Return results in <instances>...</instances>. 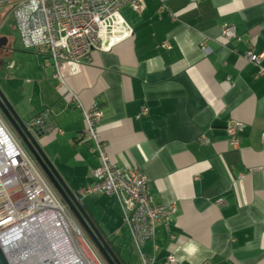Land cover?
<instances>
[{"label":"crops","instance_id":"obj_1","mask_svg":"<svg viewBox=\"0 0 264 264\" xmlns=\"http://www.w3.org/2000/svg\"><path fill=\"white\" fill-rule=\"evenodd\" d=\"M145 2L142 14L123 9L131 39L65 62L60 77L47 50L23 46L36 66L28 75L16 65L23 96L11 103L29 126L49 111L63 134L44 133L39 143L124 264H142L124 217L109 211L113 243L80 195L100 159L94 142L78 140L86 123L71 92L84 107L102 110L99 130L111 162L146 173L156 203L176 206L144 246L154 264H264V75L257 78L259 66L244 55H264V0H169L164 10L160 0ZM227 23L240 41L223 38ZM0 41L8 50L7 37ZM230 122L244 124L238 149L228 142Z\"/></svg>","mask_w":264,"mask_h":264},{"label":"built area","instance_id":"obj_2","mask_svg":"<svg viewBox=\"0 0 264 264\" xmlns=\"http://www.w3.org/2000/svg\"><path fill=\"white\" fill-rule=\"evenodd\" d=\"M160 1L161 10H164L165 3L169 0ZM5 5L11 7L9 14L15 20L24 48L47 50L57 69L58 77L65 62L80 63L89 60L93 51H111L120 42L131 39L134 30L123 16V9L129 8L137 14H142L146 9L145 0H0V8ZM222 36L226 41L241 40L236 27L228 23L222 26ZM170 46L169 42L163 44L164 48ZM201 49L206 54L209 53V47L205 44H201ZM244 55L249 62L259 66L256 77L264 75V55L256 54L253 49H249ZM71 95L72 103L83 109L86 123V129L79 134L78 140L81 143L94 142L100 159V166L93 173L94 181L87 186L86 193L107 194L119 201L142 264H154L155 256L146 253L144 246L155 239L158 224H169L177 211L176 206L165 207L156 203L149 195L150 178L146 173L137 168L121 169L111 162L99 130L102 110L97 103L86 108L78 94L71 92ZM146 114L148 109H145L142 115ZM0 125V129L4 128L7 132L4 140L0 137V187H4V195L0 198V246L8 264H26L25 257L28 255L27 251H30L28 247L37 236L34 235L29 240L32 231L27 228L25 233L17 231L14 238L10 237L11 233L7 230L17 223L16 212L17 217L26 212L25 209L19 211L23 198L36 197L35 184H31L25 166L36 169V177L46 183L61 204L59 213L62 218L57 222L54 220L57 224L54 228L66 232L68 242L72 244L83 263L107 264L82 227L74 221H68L67 205L61 197L60 200L56 196L48 177L1 113ZM30 125L43 134L55 130L63 134L60 128L52 124L49 111L32 118ZM243 129L244 124L240 122H230L227 126L230 136L228 142L235 149L241 146ZM15 161H18L20 166L16 165ZM223 204V199L217 201L218 206ZM43 212L44 210L38 211ZM14 229L17 227L14 226L12 230ZM79 240L91 257L82 250Z\"/></svg>","mask_w":264,"mask_h":264},{"label":"bare ground","instance_id":"obj_3","mask_svg":"<svg viewBox=\"0 0 264 264\" xmlns=\"http://www.w3.org/2000/svg\"><path fill=\"white\" fill-rule=\"evenodd\" d=\"M6 134V129L1 128L0 137H2V140L6 138L4 137ZM15 164L20 166L18 161H15ZM25 170H27L29 174L31 184H35L36 197L23 198L19 206V211L25 209L26 212L20 214L18 217L16 216L18 212H16L15 218L18 219L14 226H16L17 229L12 230L14 226L7 228L11 233L10 237L14 238L19 231L25 233L27 228L32 231L31 236L28 237L29 240L32 239L34 235H37L33 238L28 247L30 251H27L28 255L25 257V263L84 264L82 258L75 251L72 244L68 242V235L66 232L59 228H54L57 226V220L62 218L59 213L60 208H62L61 204L46 183L40 177H36L38 173L34 167L25 166ZM3 195L4 187H0V198H2ZM39 210H44V212L38 213ZM54 220H56V222H54ZM79 244L86 255L90 256L80 240Z\"/></svg>","mask_w":264,"mask_h":264},{"label":"rangeland","instance_id":"obj_4","mask_svg":"<svg viewBox=\"0 0 264 264\" xmlns=\"http://www.w3.org/2000/svg\"><path fill=\"white\" fill-rule=\"evenodd\" d=\"M10 10L11 7L9 5L0 8V37L4 36L9 40L8 50L0 48V61L3 63L0 67V89L6 94L10 102L13 101L15 103L20 100L23 95L19 92L21 88L15 84L16 82L14 80L16 79L17 74L15 73L16 69L14 68H16V65H18L17 67L19 68V65L22 64L26 67L27 74L31 75V72L35 70L36 66L35 62L32 60H36V58L33 57V54H30L31 52L25 51L23 48L16 29L15 20L13 16L9 14ZM27 119L25 120L26 123L28 122ZM49 184L56 192V196L60 198V195L54 188L53 184L51 182ZM80 195L86 201V204L97 223L102 227L109 239L115 243V233L113 232L115 231L116 221L109 216V211H112L110 213H112L113 216H116L117 218L120 217L123 220L121 208L116 198L111 196L107 197L108 195L104 196L102 194L87 195L85 192H81ZM102 197L104 198L101 199ZM66 208V213L69 217L68 221L78 223L74 215L69 212L68 207ZM128 248L129 251L132 252L131 244L128 245ZM132 253L137 254V251L134 249Z\"/></svg>","mask_w":264,"mask_h":264},{"label":"water","instance_id":"obj_5","mask_svg":"<svg viewBox=\"0 0 264 264\" xmlns=\"http://www.w3.org/2000/svg\"><path fill=\"white\" fill-rule=\"evenodd\" d=\"M6 40V38H5ZM2 44V41H0ZM0 111L6 118L9 126L19 136L23 145L36 160L45 175L55 187L68 209L72 212L90 239L96 245L108 264H124L109 240L104 236L98 225L86 210L85 204L67 186L52 161L42 149L39 138L42 132L34 130L22 120L6 94L0 89ZM0 264H8L7 257L0 246Z\"/></svg>","mask_w":264,"mask_h":264},{"label":"trees","instance_id":"obj_6","mask_svg":"<svg viewBox=\"0 0 264 264\" xmlns=\"http://www.w3.org/2000/svg\"><path fill=\"white\" fill-rule=\"evenodd\" d=\"M35 50H39V49H35ZM75 217V216H74ZM77 220V219H76ZM78 221V220H77ZM78 224L80 225V223L78 222ZM81 226V225H80ZM82 227V226H81ZM83 230V227H82ZM84 233L87 235V237L90 239V237L88 236V234L85 232V230H83ZM107 238V237H106ZM108 239V238H107ZM91 240V239H90ZM91 242L93 243V241L91 240ZM110 242V241H109ZM94 244V243H93ZM111 244V242H110ZM94 246L96 247V245L94 244ZM111 246L113 247V245L111 244ZM114 248V247H113ZM96 249L98 250V248L96 247ZM115 250V249H114ZM116 251V250H115ZM98 252L100 253V251L98 250ZM117 253V252H116ZM118 254V253H117ZM100 255L102 256V258L104 259V261L106 262L105 258L103 257V255L100 253ZM118 256L120 257V255L118 254ZM107 263V262H106ZM108 264V263H107Z\"/></svg>","mask_w":264,"mask_h":264},{"label":"flooded vegetation","instance_id":"obj_7","mask_svg":"<svg viewBox=\"0 0 264 264\" xmlns=\"http://www.w3.org/2000/svg\"><path fill=\"white\" fill-rule=\"evenodd\" d=\"M0 113L2 114V112L0 111ZM2 116L4 117V115L2 114ZM5 118V117H4ZM6 119V118H5ZM55 188V187H54ZM61 197V196H60ZM68 207V206H67ZM71 212V211H70ZM71 214H72V212H71ZM84 230V229H83Z\"/></svg>","mask_w":264,"mask_h":264}]
</instances>
